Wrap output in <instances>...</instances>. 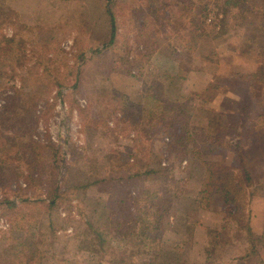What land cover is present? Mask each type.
Returning a JSON list of instances; mask_svg holds the SVG:
<instances>
[{"label":"rangeland","instance_id":"rangeland-1","mask_svg":"<svg viewBox=\"0 0 264 264\" xmlns=\"http://www.w3.org/2000/svg\"><path fill=\"white\" fill-rule=\"evenodd\" d=\"M155 1L149 12V0L124 2L148 13L117 15L115 53L107 0H0V32L17 40V53L0 56V110L15 93H32L33 139L61 151L55 246L37 244L36 216L19 214L10 234L14 214L0 204V250L10 249L0 264H14L22 249L27 264H264V79L253 73L264 62L259 12L234 16L240 5L222 36L195 37L201 10L210 24L223 0ZM164 7L163 22L150 17ZM110 152L130 163L111 164ZM37 187L23 197L34 200ZM14 189L0 186V203L9 198L29 213ZM51 189L38 193L47 203ZM116 227L140 242L117 240Z\"/></svg>","mask_w":264,"mask_h":264},{"label":"trees","instance_id":"trees-1","mask_svg":"<svg viewBox=\"0 0 264 264\" xmlns=\"http://www.w3.org/2000/svg\"><path fill=\"white\" fill-rule=\"evenodd\" d=\"M107 1L108 13L110 17L109 22L111 25V32L109 35L107 46H113V51L115 53H120V47L115 44L118 35V26L116 22L117 15H132L134 17V11L137 12L140 9L142 14L144 16H147L146 13H148L152 9V7L156 5V1L149 0L150 3L147 5L148 12L145 11L146 9L142 6L141 3L139 4V9H132V7H129L128 5L129 2L124 3L129 0ZM216 5H220L218 7H220L219 11H221V13H217L212 22L210 24H207V14H203V12H205L207 9L205 8L201 10L202 19L200 21V25L198 24L194 29L190 28L191 31L189 30V35L195 37H203L209 34V31L211 30L215 31L216 34L213 35L212 32L211 35H213V37L218 38V36H222L224 31H222V29L220 28H222V25L224 26V24H226L229 20V14H232L229 12H232L231 10H233L234 8H238L240 5H242V7L240 8L241 10L239 9L238 13L234 12L233 15H239L240 11H242L244 8H247L249 10L253 9V13H255L256 11L259 12V17L257 19L258 31L259 34L264 35V5H255L249 7L250 3H247L244 0H223L224 7H222V9V1H220V3H216ZM123 6L127 8L121 10L120 8ZM166 8L167 7H164V9L159 8V10L150 15V17H152L156 22H163V17L165 16L163 12ZM141 17L142 15L138 16L137 18ZM223 30H225V27L223 28ZM166 37L168 36L166 35ZM16 41V37H7L0 32V56L3 54V51L5 55L7 54L8 57L14 55V53H17V49L15 47V44L17 43ZM175 49L177 48L175 47ZM139 50L140 49L136 46L135 51L139 52ZM262 51L264 53V48H262ZM129 53H131V51H128L126 58L123 59L125 62L129 61ZM158 53L159 56H162L160 52ZM253 73L256 74L258 78L262 76V79H264V62L260 63L258 69ZM64 83L66 82L62 81L60 83L59 81H57L56 84L60 86ZM31 94L32 93L30 92H21L19 95L15 93V95L9 97V101H7V103H5L3 108L0 110V186L7 185L11 189L12 185H15L16 190L14 189L13 191L17 193V196H20L22 198L20 202L21 209L22 207H27L30 208L31 211L29 213H25L22 209L18 212L17 209L19 205L9 198L5 199L0 204L5 207L9 215L14 214L12 215L13 218L11 219V225L9 229L10 234H14L19 227V220L17 218L19 214H23L22 218H30L32 216H36L37 218L35 219V223L37 230L32 232L31 234L39 237L37 244L39 246H42L44 243L50 242V246H55L59 238L57 236V232L59 229L57 223L59 218L55 216L54 212H57L60 206V203L57 201L61 196L59 187L57 186V164L61 151L60 149H57V147L50 141H46V143H40L33 139L34 134L32 133L35 130V124L38 117L35 113L37 110L35 103L29 104L28 102V97H30ZM26 97L27 100L24 102L23 99ZM154 106H156V103L154 104ZM77 108L79 112L84 115L86 109L81 108L79 104H77ZM261 118L264 119V116ZM12 153L14 154L12 155ZM108 155L109 158L115 156V159L113 160L114 162L111 161V164H115L116 166H121L123 165V163H125V161L123 162V160L125 159L124 157H126V159L128 158L127 163H130V156H126L122 152L118 153L117 155L110 152L107 154V156ZM111 164L109 163V166L112 167ZM44 171L45 173H43ZM151 172L154 173L155 171L151 169L149 173ZM245 173L244 175L246 177V180L248 181V183H250L251 175L248 170H245ZM211 178L209 175L208 180H210ZM21 181H23L25 184L24 188L21 185ZM36 183L38 185L37 191L35 190V194L37 195V197L34 200L23 197L22 192L28 189H33L32 187ZM95 183H97V181L87 182L84 185L74 187V189L87 190ZM45 186H47L48 188L53 187V189L51 190H53L54 195H52L48 203L45 199H43V197H41L40 194H38ZM208 186V184H205L202 193L208 192ZM45 205L47 206L45 209H43ZM43 210L45 214H43ZM118 222L120 221L118 220ZM126 224L127 226H129L128 223ZM88 227L92 230L91 226ZM93 231L95 238L98 237L100 242L103 243L101 232H98L97 230ZM114 232L115 237L117 236V240L124 239L128 242H130L129 240L140 242L142 237V235L138 233H134V235L128 232L125 233L124 231H121L120 227H116ZM249 236L251 239L255 236L251 229H249ZM6 250L10 251V249L0 250V255H3V253H5L4 251ZM252 251H254L253 246L248 252L249 256L252 254ZM52 256L54 259H56V261L59 262V259H57L55 255ZM50 258L52 259V257ZM27 261H33L31 258H28L27 249H22L16 252L14 264H27Z\"/></svg>","mask_w":264,"mask_h":264},{"label":"built area","instance_id":"built-area-1","mask_svg":"<svg viewBox=\"0 0 264 264\" xmlns=\"http://www.w3.org/2000/svg\"><path fill=\"white\" fill-rule=\"evenodd\" d=\"M63 105H66V102L63 101V99L61 98V99H60V103H59V105H58V108H62ZM52 140L57 141L55 136L52 137Z\"/></svg>","mask_w":264,"mask_h":264}]
</instances>
